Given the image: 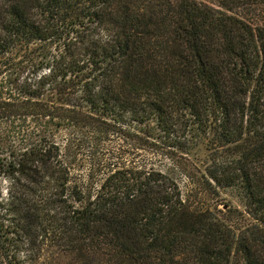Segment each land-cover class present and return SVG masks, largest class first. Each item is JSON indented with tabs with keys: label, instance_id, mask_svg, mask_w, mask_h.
I'll return each mask as SVG.
<instances>
[{
	"label": "trees",
	"instance_id": "obj_1",
	"mask_svg": "<svg viewBox=\"0 0 264 264\" xmlns=\"http://www.w3.org/2000/svg\"><path fill=\"white\" fill-rule=\"evenodd\" d=\"M140 1L169 15L183 56L173 91L130 89L133 38H100L113 0H0V117L118 133L172 155L204 149L208 189L242 185L250 207L194 214L166 174L121 169L77 208L59 149L43 141L17 162L0 156V264H41L56 235L101 238L139 264H264L252 177L264 165V27L194 1Z\"/></svg>",
	"mask_w": 264,
	"mask_h": 264
},
{
	"label": "rangeland",
	"instance_id": "obj_2",
	"mask_svg": "<svg viewBox=\"0 0 264 264\" xmlns=\"http://www.w3.org/2000/svg\"><path fill=\"white\" fill-rule=\"evenodd\" d=\"M113 1L110 24L100 38L108 41L116 33L133 38L128 63L130 89L173 91L183 74V56L172 36L167 11L140 0ZM180 1H194L218 16H232L254 27H264V2L261 0L259 3H252V0ZM226 4L234 7L228 9ZM43 141H50L59 149L61 160L69 171L67 198L77 208H84L107 177L121 169H152L166 174L178 186L185 209L194 214L226 211L228 207L244 210L251 205L242 185L215 187L213 192L208 189L203 177L204 149L198 157L172 155L138 145L118 133L58 126L34 117H0V156L7 161L17 162L27 149ZM252 177L256 195L262 196L264 165L256 167ZM41 264L139 263L101 238L75 241L56 235L44 242Z\"/></svg>",
	"mask_w": 264,
	"mask_h": 264
}]
</instances>
